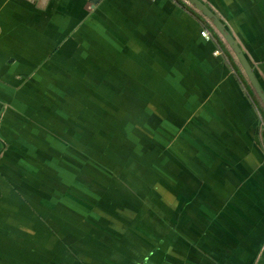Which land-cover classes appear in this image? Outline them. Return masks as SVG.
<instances>
[{"label": "crops", "instance_id": "0c3cea01", "mask_svg": "<svg viewBox=\"0 0 264 264\" xmlns=\"http://www.w3.org/2000/svg\"><path fill=\"white\" fill-rule=\"evenodd\" d=\"M199 4L264 95V0H0V264H264V103Z\"/></svg>", "mask_w": 264, "mask_h": 264}, {"label": "rangeland", "instance_id": "374dc122", "mask_svg": "<svg viewBox=\"0 0 264 264\" xmlns=\"http://www.w3.org/2000/svg\"><path fill=\"white\" fill-rule=\"evenodd\" d=\"M221 36L226 40V38L224 37L223 33H221ZM230 49H231L232 53L234 54L235 59L238 62L239 66L241 67V69H242V71H243V73L245 75V78H247V80L249 82V85H250V86L248 85L249 88L251 87V89L255 90V87L253 86L252 82L248 79L247 74H246L242 64L240 63L238 57L236 56L235 52H233L231 47H230ZM255 91H253V92H254L255 95H257ZM255 99L259 100V103L263 105L264 102L262 101V99L260 97H258V95H257V97ZM101 102L104 103V101H101ZM98 103H99V101H98ZM116 108H120V107H118V106L114 107V114H113L114 115V117H113L114 120L115 119H119L121 117L120 116L121 114L118 112V109H116ZM117 124L118 123H116L115 127L114 126L112 127L113 140L116 141V139L114 137L123 138L124 140L128 141V144L132 148V152L136 153L137 152V143H136L137 142V140H136L137 138L136 137H137V134H138V129H137L136 125L131 124V123L130 124H126L124 120H121V123H119V125H117ZM146 131H147V133H150V135H152V129H147ZM111 146H112V150L114 149L117 152V153H115L114 150H113L112 153H114V155L123 154V150H120L118 148L119 146H116V143H113V145H111ZM57 149H58L57 151L60 152L59 150L62 149V146H57ZM62 151H64V150H62ZM62 151L60 153H62ZM66 151L69 152L68 150H66ZM64 178H65L64 183L66 182V184L70 183V181H73L72 175H70L67 172H66V177H64ZM81 182L86 185V183L84 181H81ZM82 183H80L81 184L80 186H82ZM67 185H69V184H67ZM79 190H80V192H82V191L85 192V189H83V188H79ZM80 202H82V200ZM68 203H69V199L66 198V204H68ZM72 205H74L75 207H78L80 209L82 215H85V216L90 215V216H92V215H95V213L97 212V214H96L97 216H104L103 211H100V208H102V207H99L100 206L99 204H72ZM123 206H124V209L120 210V211H123V212H121V213L117 212L116 216H125V218H127L129 216H132V215L136 214L137 209L135 208L134 204H123Z\"/></svg>", "mask_w": 264, "mask_h": 264}, {"label": "water", "instance_id": "95a60500", "mask_svg": "<svg viewBox=\"0 0 264 264\" xmlns=\"http://www.w3.org/2000/svg\"><path fill=\"white\" fill-rule=\"evenodd\" d=\"M94 1V0H93ZM198 8L200 10H202L205 14H207L209 16V18L215 23V25L217 26V28H219L221 30V32L223 33L224 37L226 38V41L228 42V44L230 45V47L232 48V50L235 52L236 56L238 57L240 63L242 64L249 80L252 82L253 86L255 87V89L257 90L258 94L260 95V98L262 99V101L264 102V95L259 91V87L256 83V81L254 80L253 74L250 71V68L246 62V59L244 58V56L240 53L238 47L236 46L235 42L233 41L232 37L226 32L224 31V29L222 28V26L214 19V17H212V15L210 14V12L204 8L203 6H201L200 4L197 5Z\"/></svg>", "mask_w": 264, "mask_h": 264}, {"label": "built area", "instance_id": "2783aa9c", "mask_svg": "<svg viewBox=\"0 0 264 264\" xmlns=\"http://www.w3.org/2000/svg\"><path fill=\"white\" fill-rule=\"evenodd\" d=\"M200 35L203 36L204 38H207V39L211 37L209 32L206 29H202L200 31Z\"/></svg>", "mask_w": 264, "mask_h": 264}]
</instances>
